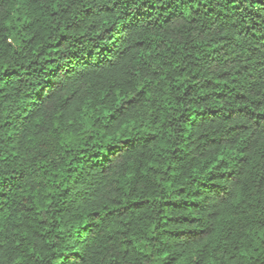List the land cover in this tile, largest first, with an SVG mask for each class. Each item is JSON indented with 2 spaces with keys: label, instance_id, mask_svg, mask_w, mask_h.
<instances>
[{
  "label": "trees",
  "instance_id": "obj_1",
  "mask_svg": "<svg viewBox=\"0 0 264 264\" xmlns=\"http://www.w3.org/2000/svg\"><path fill=\"white\" fill-rule=\"evenodd\" d=\"M0 264H264V0H0Z\"/></svg>",
  "mask_w": 264,
  "mask_h": 264
}]
</instances>
